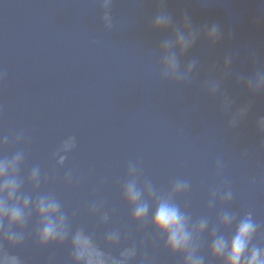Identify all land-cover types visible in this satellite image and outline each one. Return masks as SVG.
I'll return each instance as SVG.
<instances>
[{
  "label": "water",
  "instance_id": "95a60500",
  "mask_svg": "<svg viewBox=\"0 0 264 264\" xmlns=\"http://www.w3.org/2000/svg\"><path fill=\"white\" fill-rule=\"evenodd\" d=\"M245 221L264 260V0H0V264H226Z\"/></svg>",
  "mask_w": 264,
  "mask_h": 264
},
{
  "label": "clouds",
  "instance_id": "9594fccd",
  "mask_svg": "<svg viewBox=\"0 0 264 264\" xmlns=\"http://www.w3.org/2000/svg\"><path fill=\"white\" fill-rule=\"evenodd\" d=\"M183 36L177 37V43L180 44L183 41ZM175 60L174 58L168 56L165 57V63L163 65L164 72H171L175 69ZM7 187V185H5ZM14 194V189L12 190ZM133 199L137 197L136 193H133ZM27 203V200H25ZM39 211L42 214H47V218L51 220L52 216L57 213L58 205L54 201H45L41 200L38 205ZM147 209L144 206H140L136 209L135 215L140 217L145 214ZM21 217V212L19 209H14L11 212L10 222L19 220ZM156 227L162 231H167L169 233L168 244L171 246L172 250L175 251L184 247L190 237V233L187 231L185 217L180 213L178 208L175 206L169 205L167 203H161L153 219ZM203 224L199 225L200 228H203ZM254 231V225L248 221L242 222L231 241V246L227 251V262L226 264H241L242 256L247 248L249 239L252 236ZM55 232V226L53 223H48L42 232L43 239L47 240ZM76 242L81 245L82 248H89L90 241L87 237H76ZM228 246L222 239H217L213 243V254H224L225 249ZM259 251H253L250 258H248L247 264H264V260H260ZM88 264H103L102 261H94L89 256ZM193 264H198V261H194Z\"/></svg>",
  "mask_w": 264,
  "mask_h": 264
}]
</instances>
